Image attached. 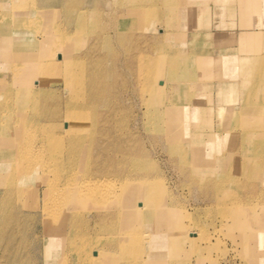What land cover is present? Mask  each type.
Here are the masks:
<instances>
[{"label": "bare ground", "instance_id": "bare-ground-1", "mask_svg": "<svg viewBox=\"0 0 264 264\" xmlns=\"http://www.w3.org/2000/svg\"><path fill=\"white\" fill-rule=\"evenodd\" d=\"M60 1L58 3H67ZM170 2L167 0L166 4ZM142 3L153 2L122 0L118 6L119 14L124 11L123 6H128V11L132 12ZM27 4L26 0L0 1V72L7 67L13 72L12 81H0V264H33L32 247L39 244L42 245L43 264H186L185 256L199 250L195 233L185 223L187 219L193 221L194 215L175 201L174 194L163 181L150 176V163L145 164L142 157L147 155V150L140 145L135 128L140 114L131 115L135 122H132V130L128 121L130 115L124 113L126 107L121 100L122 94L137 96L139 89L143 93L152 92L148 82L152 76L151 67H147L146 74L129 81L128 76L132 78L135 73L131 71V58L112 62L111 59L117 58L114 55L112 58L108 49L112 35L107 31L98 38H102V50H108V54L96 55L99 43L96 40L95 46L88 51L90 55L73 56L74 51L66 48L72 39L64 37L61 26L53 20L59 11L57 6ZM62 15L67 20L70 18L65 12ZM72 15L81 22L88 19L89 12L79 14L74 10ZM100 18H93L96 26L101 24ZM113 25L119 27L117 18ZM118 31L115 37H129L121 29ZM4 47L11 53L9 59L3 53ZM60 52L65 54L60 55L61 62L54 57ZM174 60L169 57L157 59V69L161 72L168 69L172 76L175 65L170 62ZM256 61L248 66L247 73L262 76L264 64L259 65L261 72L258 73L253 68ZM121 69L129 75L122 74ZM180 70L177 79L186 76L182 67ZM63 71L66 98L61 97L55 87L64 82L57 79ZM243 87L251 88L246 108L249 111L259 109L257 123L262 124L264 97L258 90L259 83L246 80ZM220 88L223 96L225 89ZM260 100L262 104H259ZM164 110H169L168 116L164 115ZM180 110L181 113H177ZM201 111L207 110L191 104L190 97H185L154 112L148 110L144 116L148 121L158 119L165 126L163 137L170 154L177 156L180 147L185 143L188 146L194 164L190 167L200 175H191V169L187 173V168L183 167L187 175L184 177L191 183L189 186L199 190V195H195L199 197V204L195 205L194 211L198 210L208 224L223 214L232 218L231 225L240 231L246 254L251 260L264 264V174L262 177L245 174L231 177V173L227 176L220 172L225 165L238 162L239 156L242 164L247 166V154L241 149L238 156L229 151L220 152L217 142L221 139L216 131L202 129L201 117L208 113ZM249 111L242 116L253 117ZM62 112L74 119L71 128L64 126ZM220 114L216 116L220 117ZM169 116L171 120L179 116L178 120L186 123L180 122L178 130L171 131L167 122ZM42 118H46L45 124L41 123ZM153 124L151 121L146 125L151 129ZM259 131V128L253 130L257 138L262 134ZM48 132L54 133L56 139L47 137ZM55 145L60 150L45 156L61 161L54 168L43 167L42 172L46 176L49 169L53 176L41 178L42 186L30 190L28 182L37 166L33 164L36 149ZM174 145L178 147H172ZM241 147L243 149V145ZM250 148L264 156V137L260 144ZM178 157L187 160L182 152ZM172 162L175 163L173 156ZM24 163L29 166L22 175ZM62 172L71 175L62 176ZM239 177L263 180L253 183L257 202L236 200L234 189L240 186ZM106 186L112 187L113 191L109 192ZM30 196L34 200L32 204L27 202ZM242 211L248 214L247 218L241 216L240 221L237 218ZM37 226L42 228L41 235L32 240V232ZM199 226L205 232L206 224L201 221ZM204 238L209 245V237ZM207 245L200 249L199 264H205L208 259L202 253L209 248Z\"/></svg>", "mask_w": 264, "mask_h": 264}, {"label": "rangeland", "instance_id": "rangeland-1", "mask_svg": "<svg viewBox=\"0 0 264 264\" xmlns=\"http://www.w3.org/2000/svg\"><path fill=\"white\" fill-rule=\"evenodd\" d=\"M26 1L27 5L31 4L36 7L57 6L59 11L57 17L53 20L57 25L61 26L60 31H62L64 37L72 39L71 45L68 44L66 48L74 51L72 53L73 56H81L83 58L90 55L88 51L95 46L96 40L99 42L96 55L108 54V50H102V38H98L99 35L107 31L112 35L109 41L111 45L108 49L111 51L112 58L113 55L117 58V60L111 59L112 62H123L122 59L131 58L129 59L131 71L135 73H132V78L128 76L129 81H134L135 77L146 74L148 72L147 67H151L152 76L148 79V82L152 86V92L143 93L142 89H139L136 92L137 96L132 93L122 94L121 100L126 107L124 113L130 115L128 121L132 130L135 122L131 115L133 113L140 114V120L136 121L135 128H137V139L140 145L145 151L147 150V155L142 157L145 164L150 163L148 165L150 176H156L160 181H163V184L169 187V190L174 194L175 201L180 202L182 206H185L183 207L187 212L194 215L193 221L187 219L185 223L189 226L192 233H195V244L199 250L193 253L190 251V254L185 256L186 264H199L200 249L208 244L204 236L209 237V245H207L209 248L205 251L203 250L204 252L202 251L203 256L208 257L205 264H259L257 260H251L246 254L240 231L234 230L231 225L232 218L230 220L229 217L223 214L219 219H211L208 224L199 215L198 210L194 211L193 208L197 207L195 205L199 204V197L195 196L196 194L199 195V190L189 186L191 183L184 177L187 175L183 172V167L187 168V173L191 169V175H200L193 170L194 168L192 169L194 164L191 162L188 146L186 147L185 143L184 147H180V151H178V153L182 152L184 156L186 155V161L179 158L178 153L177 156L172 152L170 154V148L167 149L166 147L168 143L165 142L163 137L165 126L161 125L158 119H149L148 121L144 114L148 110H153L154 112L160 107L163 108L176 99L190 97L191 104L206 108L207 111L201 112H207L208 115L199 116L203 122L202 129L216 131V134L221 139L217 142L219 151H229L231 154L234 153L238 156L237 154L241 149L247 154V163H249L247 166L242 164L243 162L239 156L237 158L238 162L235 161L225 165L226 167L220 172L225 173L227 176H230L231 173V177L243 174L262 177L264 174V156L263 154L254 153L250 147L261 143L264 137V122L262 121V124L257 123V114L261 112L259 109L255 108L249 111L246 108L250 92L249 89L243 87V83L246 80H251V82L259 80L260 83H264V75L256 76L247 73L250 68L248 66L252 65L256 60L257 66L264 64V0H171L169 4H166L167 0H151L153 3H142L141 7L132 12L128 11V6H123L122 10L124 11L121 14H119L118 6L122 0H66V5L58 3L61 2L60 0L57 2H54V0ZM74 10L79 14L89 12L88 19L77 22L75 16L72 15ZM64 12L70 17L68 20L62 15ZM97 16L101 17V24H98V26H96V21L93 20ZM116 18L119 20L118 28L113 25ZM71 19L73 22H71ZM118 29L128 34L129 37H115L114 35L119 34ZM244 39L246 41H243ZM119 40L121 43H119ZM64 47L63 50H65ZM3 50L4 55L8 56L9 59L11 53L8 52L6 47ZM0 51H2L1 48ZM60 53H57L56 56L54 55L56 61L59 62H61L60 55H65L62 52ZM161 57L175 59L170 62L171 65H175L174 73H172L174 76H169L168 69L162 72L157 69L156 62ZM184 57L187 60L183 59ZM224 58L225 61H231H229V66L221 68ZM188 59H191V61ZM180 67H182V72L186 76L177 79V73L181 71ZM256 70L258 73L261 72L258 68ZM120 72L129 75V72L124 69H121ZM262 72L264 74V70ZM63 74H65L64 71L61 77L58 76L57 79L64 82L60 84L61 86L55 87L59 95L66 98L68 93L65 90V84H63L66 81V77ZM2 79L12 81V70H9L8 67L7 69H2L0 81ZM142 81L144 82L145 79L143 78ZM221 81L225 84H222ZM227 83H232L234 86H226ZM221 86L225 89L223 96L221 95ZM259 104H262L261 100ZM221 106L224 108L222 109ZM168 111L164 110V115L167 114L168 116ZM248 111L254 116H250L251 118L242 116ZM177 113H181V110L177 111ZM217 113H221L220 117L216 116ZM60 115H63L62 122L64 126L67 128L70 126L71 128L74 122L72 116H69L67 112H62ZM178 117L173 118L175 120H171L172 117L170 116L168 117L170 120H167V122L171 131L178 130L177 125L180 122H184L178 120ZM150 118L154 117L151 116ZM40 121L43 124L47 122L46 118H42ZM151 121L154 124L150 129L146 124ZM153 128L154 130H152ZM256 128H259V132L262 133L258 138L253 135V130ZM197 129L200 130V127H197ZM48 133L47 137L56 139L54 133ZM63 138H65V135ZM241 145H243V149ZM172 147L177 148L178 146L174 145ZM53 148L39 146L36 149L35 156L37 157H33V164H37V166L34 168L32 179L28 182L30 190L38 189L42 186L41 178L48 179L53 176L49 169L56 167L61 161L60 158L45 156L46 154L50 156L51 151L60 150L58 145ZM172 156L175 163L172 162ZM28 166V163L27 165L26 163L23 164L22 175L28 169ZM245 166L247 171L244 172L243 167ZM43 167L49 168L46 176L43 174ZM208 173L206 172L207 175ZM68 174L67 172H62V176H68ZM239 178L238 183H240V186L234 189L236 200L257 202L256 195L253 194L255 193L253 183H256L257 180ZM153 182H155L154 178ZM257 182L261 183L263 180H258ZM106 188L111 192L112 187L106 186ZM225 200L230 201V198L225 197ZM27 202L32 204L34 202L33 197H28ZM241 213L244 215L239 214L240 216L237 218L240 221L241 216L247 218L246 215L248 214L245 211ZM201 221L207 226L205 232L199 226ZM41 231L42 228L40 226L35 227L31 239L34 240L35 237L40 236ZM41 253L42 245L39 244L32 247L30 257L33 259V264L44 263Z\"/></svg>", "mask_w": 264, "mask_h": 264}, {"label": "crops", "instance_id": "crops-1", "mask_svg": "<svg viewBox=\"0 0 264 264\" xmlns=\"http://www.w3.org/2000/svg\"><path fill=\"white\" fill-rule=\"evenodd\" d=\"M243 41H246V39H244ZM223 60H224V59H223ZM229 61H231V60H226V61L224 60V62H222V65H224V66L221 67V68H225V67L229 66V65H228V64H229ZM222 65H221V66H222ZM255 65H256V66H255ZM255 65H254L253 68H254V69H255V68L257 69L259 66H257L256 63H255ZM252 75H255V74L252 73ZM248 81L251 82V80H248ZM221 82H222V84H225V83H223V81H221ZM255 82H256V83H259V86H260V87H259L258 90H260V95H262V97H264V83L261 84V83L259 82V80L255 81ZM253 83H254V82H253ZM227 85H230L231 87L234 86V84H232V83H229V84L227 83L226 86H227ZM254 86H256V85H250V87H252V88H253ZM247 89H249V88H247ZM250 89H251V88H250ZM250 89H249V91H250ZM248 98H249V95H248Z\"/></svg>", "mask_w": 264, "mask_h": 264}]
</instances>
